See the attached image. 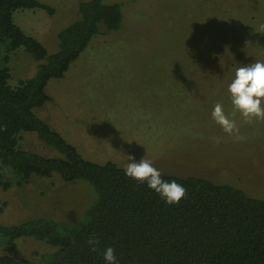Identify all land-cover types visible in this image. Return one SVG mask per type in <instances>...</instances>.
Returning a JSON list of instances; mask_svg holds the SVG:
<instances>
[{
  "label": "rangeland",
  "instance_id": "rangeland-1",
  "mask_svg": "<svg viewBox=\"0 0 264 264\" xmlns=\"http://www.w3.org/2000/svg\"><path fill=\"white\" fill-rule=\"evenodd\" d=\"M40 1L53 14L26 9L13 17L51 54L58 30L78 15L83 0ZM105 1L121 4L120 28L93 38L62 78L50 79V100L34 113L89 160L125 167L128 156L143 157L162 174L200 176L264 197V121L248 123L237 113L244 139L235 140L211 116L217 102L226 113L233 110L228 85L236 69L264 61V0ZM37 64L22 49L11 52L9 83L32 76ZM19 144L60 155L35 132H21ZM10 182L0 187V224L76 221L95 197L87 182L57 175ZM54 249L21 237L12 256Z\"/></svg>",
  "mask_w": 264,
  "mask_h": 264
},
{
  "label": "trees",
  "instance_id": "trees-1",
  "mask_svg": "<svg viewBox=\"0 0 264 264\" xmlns=\"http://www.w3.org/2000/svg\"><path fill=\"white\" fill-rule=\"evenodd\" d=\"M121 8L118 2L80 1L78 15L57 32V50L48 54L13 15L26 9L53 14L54 7L40 0H0V187L8 189L12 178L21 185L34 175H57L65 182H87L95 192L76 221L37 217L0 224V264H105L107 246L115 249L119 264H264V197L200 176L162 174L187 190L178 204H168L127 177L124 166L83 157L34 113L50 100L45 89L50 79L62 78L93 38L120 28ZM18 49L38 64L32 76L11 85L8 62ZM21 132H35L60 155L22 148ZM92 233L100 240L96 251L87 243ZM21 237L56 249L17 259L12 253Z\"/></svg>",
  "mask_w": 264,
  "mask_h": 264
},
{
  "label": "clouds",
  "instance_id": "clouds-1",
  "mask_svg": "<svg viewBox=\"0 0 264 264\" xmlns=\"http://www.w3.org/2000/svg\"><path fill=\"white\" fill-rule=\"evenodd\" d=\"M264 32V29L261 30ZM232 111L226 113L224 104L217 102L211 113L212 119L221 126L222 130L235 140H243L240 135L236 115L239 113L248 123L264 121V61H255L238 67L235 76L228 85ZM131 142V141H129ZM129 163L124 168L125 175L139 183H145L150 189L158 193L166 203L178 204L187 194L184 186L175 180H165L159 169L153 166L149 159L141 158L136 161L128 156ZM92 251L97 250L100 244L99 237L92 233L87 241ZM105 264H119L115 249L107 246L103 251Z\"/></svg>",
  "mask_w": 264,
  "mask_h": 264
}]
</instances>
